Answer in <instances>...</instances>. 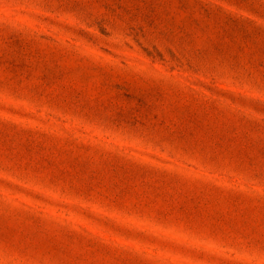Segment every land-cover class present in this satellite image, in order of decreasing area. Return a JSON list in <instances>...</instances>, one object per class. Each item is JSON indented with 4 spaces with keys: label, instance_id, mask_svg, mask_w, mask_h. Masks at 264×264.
<instances>
[{
    "label": "rangeland",
    "instance_id": "obj_1",
    "mask_svg": "<svg viewBox=\"0 0 264 264\" xmlns=\"http://www.w3.org/2000/svg\"><path fill=\"white\" fill-rule=\"evenodd\" d=\"M0 264H264V0H0Z\"/></svg>",
    "mask_w": 264,
    "mask_h": 264
}]
</instances>
